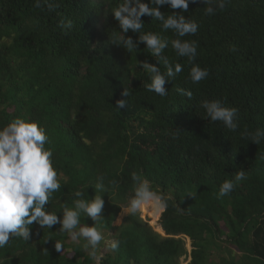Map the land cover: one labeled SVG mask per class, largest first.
Wrapping results in <instances>:
<instances>
[{"label":"trees","instance_id":"16d2710c","mask_svg":"<svg viewBox=\"0 0 264 264\" xmlns=\"http://www.w3.org/2000/svg\"><path fill=\"white\" fill-rule=\"evenodd\" d=\"M120 2L0 0V126L22 117L46 128L61 176L49 202L58 216L62 204L73 206L74 191L94 196L102 175L108 194L101 227L121 241L96 263L83 241L73 244L58 225L49 230L34 222L29 241L13 238L0 249V264H264V139L257 145L245 135L264 129V0H227L211 16L202 2L190 3L184 15L199 27L182 39L197 42L194 63L209 75L193 84V62L169 44L164 55L183 71L166 82L165 97L148 90L150 75L137 65L157 64L146 45L130 54L112 44L122 30L110 10ZM142 20L143 32L175 38L150 16ZM124 87L127 106L117 109ZM205 99L237 108L238 129L210 121L199 106ZM241 169L246 179L218 197L222 182ZM134 172L170 197L168 207L150 211V223L138 213L114 226ZM81 222L94 224L84 216Z\"/></svg>","mask_w":264,"mask_h":264},{"label":"clouds","instance_id":"9594fccd","mask_svg":"<svg viewBox=\"0 0 264 264\" xmlns=\"http://www.w3.org/2000/svg\"><path fill=\"white\" fill-rule=\"evenodd\" d=\"M198 2L205 5L204 14L211 16L218 9H223L227 0H149V3L142 0H121L117 7L110 10L119 22L122 33H128L129 30L139 33L138 39L134 41L132 37L125 38L119 32V37L112 44L123 47L130 54L136 53L138 44L146 45L148 53L155 57L157 64L138 61L137 65L139 64L150 75L148 90L161 97L168 95L166 82L172 81L183 71L182 64H172L164 55L169 44L178 57H187L193 62L189 71V78L193 84L201 82L209 75L206 68L194 63L197 42L182 39L195 35L198 31V23L184 15L190 3ZM162 6L180 11L165 15L160 10ZM145 15L159 21L164 31L171 30L175 38L169 40L159 33L143 32L145 23L142 17ZM96 27L99 29L100 25L97 24ZM161 65L165 71H161ZM177 91L189 99L192 97L189 90ZM129 96L130 92L124 87L121 92L122 98L116 100L115 108L125 109ZM199 106L210 121L221 122L230 131L238 129L237 108L226 107L218 99L202 100ZM245 135L249 137V141L259 145L264 139V129L258 128L255 132ZM48 143L50 141L46 128L39 121L17 117L10 123L0 126V249L5 248L13 238L29 241L32 237L30 226L35 222L41 229L50 230L58 225L56 232L73 244L83 241L82 248L93 261H98L109 251L116 252L121 246V241L112 234L106 235L101 227L105 205L103 196L105 193L108 194L102 175L97 177L94 196L86 198L83 191L77 190L72 193L73 206L67 204L60 206L61 216L57 215L58 211L50 210L49 202L53 194L61 190L62 184L61 176L54 166L53 151L46 147ZM131 179L132 192L121 208L123 215L118 219L135 216L145 209L152 212L167 209L170 198L168 195L154 190L151 181L142 174L134 172ZM244 179L246 174L241 169L236 172L233 179L222 182L218 197L229 195L234 190L236 182ZM82 216L90 217L94 224L89 226L82 223ZM64 248L62 241L55 240L57 252H63Z\"/></svg>","mask_w":264,"mask_h":264},{"label":"rangeland","instance_id":"374dc122","mask_svg":"<svg viewBox=\"0 0 264 264\" xmlns=\"http://www.w3.org/2000/svg\"><path fill=\"white\" fill-rule=\"evenodd\" d=\"M145 210L141 211L140 214H141L142 218H144V219L149 218V223H150L151 222L150 218L152 217V213H150V211H145ZM121 215H123L122 210L120 211V213L117 216V218L113 221L112 225L117 226V225H119L121 223L123 217L121 219H118V218L121 217ZM105 234L106 235L112 234V231H110V230L105 231ZM185 246H186L187 250L190 249V242H189V240L187 238H185ZM181 260H183V258H181ZM98 261H96V263H98ZM182 264H185V262L183 261Z\"/></svg>","mask_w":264,"mask_h":264}]
</instances>
